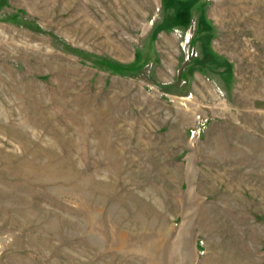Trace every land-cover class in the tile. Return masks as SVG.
<instances>
[{"label":"rangeland","instance_id":"1","mask_svg":"<svg viewBox=\"0 0 264 264\" xmlns=\"http://www.w3.org/2000/svg\"><path fill=\"white\" fill-rule=\"evenodd\" d=\"M0 264H264V0H0Z\"/></svg>","mask_w":264,"mask_h":264},{"label":"trees","instance_id":"2","mask_svg":"<svg viewBox=\"0 0 264 264\" xmlns=\"http://www.w3.org/2000/svg\"><path fill=\"white\" fill-rule=\"evenodd\" d=\"M182 5L184 8L179 12V16H182L183 24H187L190 20V2H183Z\"/></svg>","mask_w":264,"mask_h":264}]
</instances>
